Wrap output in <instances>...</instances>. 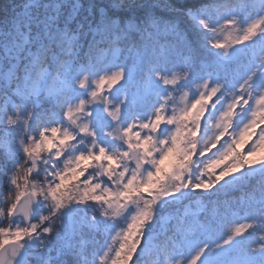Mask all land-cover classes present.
Listing matches in <instances>:
<instances>
[{"label": "snow or ice", "instance_id": "obj_1", "mask_svg": "<svg viewBox=\"0 0 264 264\" xmlns=\"http://www.w3.org/2000/svg\"><path fill=\"white\" fill-rule=\"evenodd\" d=\"M0 264H264V0L0 5Z\"/></svg>", "mask_w": 264, "mask_h": 264}, {"label": "trees", "instance_id": "obj_2", "mask_svg": "<svg viewBox=\"0 0 264 264\" xmlns=\"http://www.w3.org/2000/svg\"><path fill=\"white\" fill-rule=\"evenodd\" d=\"M6 0H0V5L5 4ZM182 2H193V0H182ZM229 2L235 6H240L243 5L245 3H249V2H254V0H229ZM184 27L186 28V30L190 31V32H194L195 29L192 27V24L190 21H185L184 22ZM222 41L226 39V33H223L220 35L219 37ZM236 195H239V193H237ZM191 207L193 209H195L196 204L195 202H193V204L191 205ZM237 219H239V217H237ZM227 228H231L233 226L232 224V217L228 218V221L226 222L225 225Z\"/></svg>", "mask_w": 264, "mask_h": 264}]
</instances>
